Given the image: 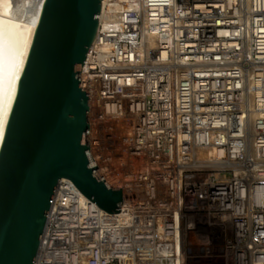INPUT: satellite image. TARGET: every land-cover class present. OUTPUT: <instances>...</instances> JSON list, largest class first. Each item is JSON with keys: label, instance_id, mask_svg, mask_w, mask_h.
<instances>
[{"label": "built area", "instance_id": "2783aa9c", "mask_svg": "<svg viewBox=\"0 0 264 264\" xmlns=\"http://www.w3.org/2000/svg\"><path fill=\"white\" fill-rule=\"evenodd\" d=\"M81 90L121 212L61 179L34 264H264V0H103Z\"/></svg>", "mask_w": 264, "mask_h": 264}, {"label": "water", "instance_id": "95a60500", "mask_svg": "<svg viewBox=\"0 0 264 264\" xmlns=\"http://www.w3.org/2000/svg\"><path fill=\"white\" fill-rule=\"evenodd\" d=\"M103 0H0V17L36 30L0 147V264H34L61 179L108 214L122 196L90 154L81 71Z\"/></svg>", "mask_w": 264, "mask_h": 264}, {"label": "bare ground", "instance_id": "6f19581e", "mask_svg": "<svg viewBox=\"0 0 264 264\" xmlns=\"http://www.w3.org/2000/svg\"><path fill=\"white\" fill-rule=\"evenodd\" d=\"M35 30V26L0 17V147Z\"/></svg>", "mask_w": 264, "mask_h": 264}, {"label": "snow or ice", "instance_id": "6c2138e0", "mask_svg": "<svg viewBox=\"0 0 264 264\" xmlns=\"http://www.w3.org/2000/svg\"><path fill=\"white\" fill-rule=\"evenodd\" d=\"M2 133H3V124L0 123V135H2Z\"/></svg>", "mask_w": 264, "mask_h": 264}, {"label": "rangeland", "instance_id": "374dc122", "mask_svg": "<svg viewBox=\"0 0 264 264\" xmlns=\"http://www.w3.org/2000/svg\"><path fill=\"white\" fill-rule=\"evenodd\" d=\"M204 264H210V263H204Z\"/></svg>", "mask_w": 264, "mask_h": 264}]
</instances>
